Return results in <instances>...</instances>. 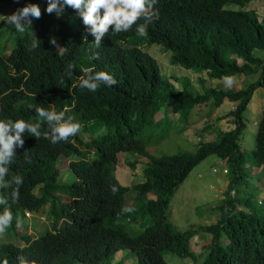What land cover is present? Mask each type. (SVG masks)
Here are the masks:
<instances>
[{
  "label": "trees",
  "instance_id": "16d2710c",
  "mask_svg": "<svg viewBox=\"0 0 264 264\" xmlns=\"http://www.w3.org/2000/svg\"><path fill=\"white\" fill-rule=\"evenodd\" d=\"M21 1L0 0L3 16L13 14ZM254 1L158 0L155 7L159 19L148 24L146 37L137 36L136 26L118 35H112L110 29L101 38L99 48L90 27L88 41L84 40L77 20L69 17L70 8L66 7L59 17L55 10L49 14L48 0H33L41 9V17L32 18V29L24 33L2 21L0 119L19 118L35 123L39 119L35 107L49 109L51 104L57 112L68 109L66 116L73 117L81 130L67 142L57 144L44 138L37 140L27 131L22 134V151L16 164L9 166V175L18 173L23 177L19 199L11 200V189L0 192L8 194L11 211L21 222L27 211L43 212L63 220V227L36 238L23 235L25 250L3 248L5 256L0 252V264L4 258L15 263L18 256L36 259L39 264H112L109 258L119 249H132L133 240L140 244L139 264H166L161 258L163 253L185 259L192 256L195 263L203 257L202 264H235L234 259L240 264H264V222L256 219L264 220V207L251 204L241 196L242 190L247 189L238 188L243 176H247L246 166L260 167L264 163V114L255 149L248 156L241 149L246 128L244 113L255 92L264 87V16H259L264 8L257 10ZM12 5L16 7L11 9ZM33 31L40 44L29 50ZM53 37L62 42V49L50 43ZM142 44H160L172 52L174 65L199 75V91L188 78L181 81L163 75L158 61L139 47ZM69 63L75 65L71 77L66 74ZM89 67L113 75L117 84H102L96 92L81 89L79 77ZM205 73L207 79L203 77ZM257 74L260 78L243 90L208 85L209 80L223 82L239 75ZM225 100L236 103L234 109L219 115L228 120L229 130L214 127L218 118L211 117L213 123L201 129L203 133L199 130L201 135L197 133L201 141L196 152L152 157L149 161L144 136L162 109L165 114L181 115L188 124H195L188 121L192 114L197 115L194 110L221 107ZM213 127L216 135L211 141L207 133ZM46 129L44 123L42 131ZM84 133L90 136L86 142ZM91 133H96V137ZM122 154L132 156L131 169L141 167L143 183L130 187L118 181V157ZM211 156L228 165V207L245 204L253 215L234 209L223 224L178 232L170 221L171 199L190 173ZM144 163L148 164L146 168ZM252 186L250 191L258 189ZM113 187L118 191L113 193ZM130 190L138 194L140 207L125 212V196ZM232 190L235 196L231 195ZM260 204L264 205V201ZM140 212L151 215L152 225L136 238L120 222L132 221V213ZM16 225L14 219L6 233H18ZM222 230L232 240L226 249L221 245ZM200 232L210 234L212 243L204 252H191L190 241Z\"/></svg>",
  "mask_w": 264,
  "mask_h": 264
},
{
  "label": "clouds",
  "instance_id": "9594fccd",
  "mask_svg": "<svg viewBox=\"0 0 264 264\" xmlns=\"http://www.w3.org/2000/svg\"><path fill=\"white\" fill-rule=\"evenodd\" d=\"M157 3L158 0H48L46 11L51 14L55 10L57 17H59L62 12L65 13L64 10L66 7L70 8L71 11L69 12V17H74L77 20V27H81L84 40L88 41L86 37L88 34V29L90 27V32L95 37L94 43L96 47L99 48L101 46V38L104 37L106 34H109L110 29L112 35H118L122 32H129L132 30L133 26H136L137 36L146 37L148 35V24H150L153 19H159V10L155 7ZM40 17V7L37 4L30 3L22 8L17 9L13 14L9 16L0 15V21H5L6 24L13 25L18 33H24L29 28L32 29V18L38 19ZM140 20H143L144 23H139ZM50 43L55 45L58 50L63 48L61 45L62 42L60 40L57 41V39H55L54 37L50 38ZM39 44L40 41L37 39L36 34L33 31V35L30 40L29 50H35L36 48H38ZM74 68V64H68L66 68V74L69 77H71ZM234 78L235 77L227 78L224 81L228 80V83L232 84V79ZM102 84L107 87H112L117 84V80L114 78L113 75L109 74L108 72L96 71L93 67L83 69V73L79 77V87L81 89H87L91 92H96ZM228 88L232 89L230 87ZM238 90L242 89L238 88ZM226 101L227 100H225V102ZM250 104L248 106L249 109ZM235 107L236 103H231V108L227 111L234 109ZM35 110L37 116L39 117V119L35 123H29L26 122L24 119L19 118L15 120L0 119V189H11L10 195L11 200L13 202L18 201L19 199L20 186L23 184V177L18 173H12L11 175H9V166L11 164H16L18 155L22 151L21 147H23L24 145V139L22 134L27 131L29 135L34 136L37 140L44 138L49 140L52 144H57L61 141L67 142L70 137L77 135L81 130V125L78 122H75L73 117L66 116V112L68 111V109H64L63 111L57 112L55 108L51 107L50 104L49 109H45L41 106H36ZM247 111L248 109L246 110V112ZM263 114L260 120L262 119ZM219 115L220 114L218 113L217 116ZM44 123L47 124V129L42 131V125ZM259 124H257L258 128ZM84 135H87L86 138H83V141L86 142L89 140L90 136L87 133H84ZM193 135L195 136L194 144H198L201 141V137L197 135V133H194ZM25 159H27L26 154ZM129 161H133V159H129ZM220 163L226 165L223 161H220ZM262 166H264V163L260 167H248L250 169V172L247 173L245 171L247 176H243L241 180L243 186L240 187L239 184L238 187L241 189H247L248 184L256 185L258 188L257 190H255V192H257L258 194L256 201H258L259 203H255L259 204L260 207H264V205L260 204L264 201V172L262 170ZM225 170L229 174L228 169L225 168ZM258 182H261V184H258ZM116 191H118V189L113 187L112 192L115 193ZM221 193L224 194L226 192L224 190H221ZM235 194V191L232 190L231 195L235 196ZM222 198L223 200L221 201V208L226 211L227 214L231 211H234V209H237L239 212H244V214L253 215L251 213V209L245 207V204L240 203L235 206L228 207V201L230 200L228 199V194L226 197ZM10 203L11 202L8 201V194L6 192H0V210L3 208V211H0L1 254L4 253L2 251L3 248H8L12 246L18 248L20 252H23L27 247V242L26 240L24 241L22 236L31 234L33 235L32 237L36 238V235L39 234V225L32 223V221L30 222L31 219L38 218L36 214L27 211L25 214V218L21 222L19 217H14L13 212L11 211V206L9 205ZM47 207L49 208V206ZM128 211L131 212L133 211V209H128ZM31 214L32 218L30 219L28 217H31ZM226 215H223L221 220L219 221L221 224L224 223ZM43 217L44 220L42 221V223L52 221L55 227L48 229L46 232L41 233L40 235H44L45 233L49 232L55 233L58 229H61L63 227V220H55L50 216V214L43 215ZM14 219L17 223L16 226L20 230L19 234L15 233L18 235L17 238H15V235H13L12 233H6L7 230L12 227ZM256 219L259 223L264 222V220L259 219L257 217ZM26 227L28 228L26 229ZM33 232H36V234ZM222 233L223 234L221 245L223 246L224 244L225 246L223 247L226 249L230 246L232 240L230 239L228 233L223 232V230ZM140 235H142V233L138 234L137 237H139ZM205 236H210V234L206 233ZM193 238L191 249L195 252L196 247L200 244L201 240L205 238H198L196 234L195 236H193ZM208 239L209 243L207 244V246L211 242V237ZM207 246L204 250H201L200 252H204ZM131 247L132 249H119L118 252L114 254L112 258H109L110 262L112 264H124L123 262L125 260V262H127L125 264H130L128 261H130L131 259H125L124 253V251H129L133 255V257L137 259V264H139V258L141 256L139 242L133 240V242L131 243ZM153 250L156 252L157 248L153 246ZM10 251L12 252L13 250ZM165 254L167 253H163V256H161V258L167 264L164 258ZM186 259L192 261L193 264H198L204 258H200L198 263H195L190 257ZM188 260L187 264H189ZM234 263L240 264V262L235 259ZM3 264H39V262L36 259H28L25 256H18L17 262L13 263L10 262L7 258H4ZM228 264H232L231 261H229Z\"/></svg>",
  "mask_w": 264,
  "mask_h": 264
},
{
  "label": "rangeland",
  "instance_id": "374dc122",
  "mask_svg": "<svg viewBox=\"0 0 264 264\" xmlns=\"http://www.w3.org/2000/svg\"><path fill=\"white\" fill-rule=\"evenodd\" d=\"M26 3H33V0H22L18 4V9L26 5ZM253 6L257 10L264 8V0L254 1ZM15 5L11 6V9L15 8ZM0 14L3 15L0 11ZM260 18L264 16L263 11H259ZM0 29H2V21H0ZM4 38L0 34V45L3 44ZM142 50L149 53L154 57L159 64L161 73L167 78H179L181 81L185 79L192 80V84L199 91L200 82L199 75L195 74L193 70H187L182 66L174 65L172 63L173 54L160 44H142L139 46ZM257 55H261V52L258 51ZM240 64H243V60H239ZM208 78L206 73L204 76ZM260 78V75H239L235 77L232 84L228 83V80L224 82H217L214 80H209L208 85H214V87H230L233 90H238V88L246 89L250 84L256 82ZM196 92L198 93V91ZM206 110L200 111L199 109L194 110V115H191L190 121L195 124H188L186 120L181 115H176L171 112L165 114V108L158 113L156 116V121L148 126L147 133L144 136V140L149 146V161L153 158H161L166 155L178 154L180 152H190L194 153L197 150L198 144L192 145L195 142L194 133H198L201 129L205 128L208 123H213L212 118H218V120L213 123V126H219L222 130L226 131L231 128L230 123L227 119H220L218 113L226 112L231 108V102L227 100L221 107L209 106ZM212 109V110H211ZM264 112V87L259 88L254 98L250 104V109L244 115V122L246 124L245 131L241 140V149L243 152L247 153V156L255 149L256 145V135L258 131V125L260 118ZM199 113V114H198ZM179 117V118H178ZM186 122V123H185ZM197 123V124H196ZM189 125H193L190 129ZM214 126V127H215ZM212 128L208 134V140L215 138L216 130ZM183 129H186V132L183 133ZM201 135L200 133H198ZM93 137H96V133H91ZM187 138H186V137ZM87 135L83 134V138H86ZM206 141V140H204ZM132 156L129 154H122L118 157V171L117 178L118 181L124 186H134L145 181L144 172L142 174L141 167L137 166L135 170L131 169L129 163V158ZM146 160V159H144ZM249 161V160H248ZM148 164H142L143 167H147ZM252 165H249L251 167ZM228 169V165H223L220 163V159L216 156H211L198 165L176 191L171 199L170 204V221L174 225V229L178 232H185L188 230L199 229L200 227L209 226L217 224L223 215H226L227 212L221 208L222 197H226L230 191V174L225 170ZM215 170V171H214ZM264 172V166H262ZM257 171V169H256ZM246 172H250L248 166H246ZM143 175V176H142ZM252 176V175H251ZM255 179V178H254ZM66 181V180H64ZM261 184V182H258ZM243 186L242 181L240 182V187ZM252 184H248L247 191H243L241 196L249 199L252 203H255L257 200V192L255 190L250 191ZM221 190H224L226 193H221ZM140 207L138 194L134 190H130L125 196V205L124 211L129 212L128 209H133V211ZM235 211V210H234ZM249 211V209H248ZM38 218H30V222L38 224L39 229L37 237L41 233L46 232L50 228H54L52 221L43 222V212L36 214ZM132 221H122L120 224L128 231L133 232V237H137L138 234L144 231L148 226L152 225L151 215L140 213H132ZM20 233V230L18 234ZM36 234V232H33ZM130 233V232H129ZM206 233L200 232L197 236L203 237L200 244L196 247V251L204 250L207 244L209 243L210 236H205ZM18 235L15 234V238ZM212 238V236H211ZM194 239V238H193ZM191 240V247L192 241ZM223 246H225L223 244ZM191 252H194L190 249ZM125 259H131L128 261L130 264H137V259L129 251H124ZM167 264H187V260L177 254L167 253L164 256ZM190 258H193L190 256ZM189 261V260H188ZM204 259H202L198 264H202ZM124 264L127 263L123 262ZM189 264H193L192 261H189Z\"/></svg>",
  "mask_w": 264,
  "mask_h": 264
}]
</instances>
